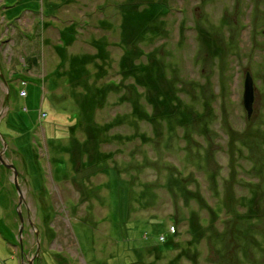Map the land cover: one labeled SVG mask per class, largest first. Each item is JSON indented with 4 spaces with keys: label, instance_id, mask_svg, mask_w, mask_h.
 <instances>
[{
    "label": "rangeland",
    "instance_id": "rangeland-1",
    "mask_svg": "<svg viewBox=\"0 0 264 264\" xmlns=\"http://www.w3.org/2000/svg\"><path fill=\"white\" fill-rule=\"evenodd\" d=\"M1 33L23 79L0 127L23 198L0 167V264H19L18 211L42 264L136 263L167 236L147 264H264V0H0ZM170 89L180 111L160 120ZM72 123L102 131L108 168L52 176L51 139L92 148Z\"/></svg>",
    "mask_w": 264,
    "mask_h": 264
},
{
    "label": "trees",
    "instance_id": "trees-1",
    "mask_svg": "<svg viewBox=\"0 0 264 264\" xmlns=\"http://www.w3.org/2000/svg\"><path fill=\"white\" fill-rule=\"evenodd\" d=\"M157 5L159 6V9L164 8V9L170 11V9L168 7L169 5H167L164 2H159V3H157ZM152 9H153V11H154V13L156 15L160 13L159 10H156L153 7H152ZM157 9H158V7H157ZM125 14L128 15L129 17L130 16H133V13H131V12H128V13H125ZM137 18L138 19H143L142 14H139ZM141 37H144V36L141 35ZM77 71H79V69H77ZM74 77L75 78H80V76H78V74H75ZM83 82H84L85 85L88 84V82L85 81L84 79H83ZM88 90H89V88H88ZM173 90L170 89L167 94H163V102L158 101L157 103H155V105H160V106H163V108H164V110L160 111V114H159V119L160 120H169L171 118H174L175 117V113L177 111H180L179 109L176 111L172 107V101L173 100L176 101V96L173 95ZM90 92H92V91H90ZM95 92H98V91H95ZM25 97H26V95H25ZM76 116H77V114H76ZM183 120H185V118ZM72 124H74V123H72ZM72 124H70L69 127H68L71 130L79 129V127L81 125L82 126H88V129L86 131L88 137H87V139H86L85 142H90L92 144V148L91 149H88L87 147H88L89 144H86L84 142H81V143L73 142V143H70L67 146H64L62 144V141L56 140V138L51 139L52 142L54 141L55 144L58 145V149L59 150L61 149L60 151L59 150H56L55 151V153L57 154L55 156V159H56L55 160L56 161L55 164H60L62 166L61 168H59L58 166L55 165L56 169L55 168L52 169V172H51L52 176L55 177V175H53V173L56 171L57 176L59 178L66 179V177L64 175H65V172H67L68 173L67 178L68 177L69 178L71 177V179H72V177H77L79 179V177H82V179H85V175L82 174V173H85L86 171H89L90 170L92 172H98V171H100V170H102L104 168H108V165L106 163V159H107L106 156H107V154H102L99 150H95L96 148L100 147V145H101V140L100 139H102V136L103 135L100 138H97V139L95 138V136L98 133H102V131L100 129H98L95 126V124H92L93 126L92 127H89V124L86 125V124H83V123L81 124L80 123L79 125L78 124L76 125V123H75L74 124L75 125V128L73 126L71 127ZM68 135H71V133L69 132ZM91 150H95V151L92 152V154L94 155V157L96 159H98V163L91 162V161H89V162L86 161V160L89 159V158L87 159L86 153L87 152H90ZM83 158L85 159V161H84ZM65 160L67 162H69L70 167H71V170H72V168H74V170H73L74 175L71 174V171L69 170L70 167L68 168ZM77 167H80L79 170L84 169V171H81L79 174H77L79 172V170H76ZM75 174H77V175L75 176ZM71 175H73V176H71ZM127 184L129 185V189H131V185L129 184V182H127ZM130 196H131V191H130V193L128 192V201H129V207H128V209L130 208V201H131V197ZM144 202H145V194H143V197H141V198L138 199V204L142 205ZM46 218H49V216H44V220H46ZM128 218H129V216H128ZM173 220L174 219H172V221ZM155 222L156 221H154V226L156 228V231L159 232V229L163 227L162 226L163 224L162 223H155ZM141 225H147V223L141 224ZM162 235H164V234H162ZM168 238H170V237L167 236L165 238V240H159L160 238H158L157 239V242L158 243H155L154 245H147L145 247H141V248L137 249L138 250L137 253H134L135 256L137 257V261H136V263H133L132 262L130 264H147L146 258L147 257H150L154 252H157L158 257L159 256L162 257L161 255L165 256L166 254L169 255L170 254V251L173 250V247L174 246H173V243L171 242L172 237L169 239L168 243L165 245L164 242H166V240ZM53 239H54L53 237L50 238L49 243H52L53 242ZM17 243L18 242L15 240V244H11V243L10 244L13 245V246H16ZM57 255H58L57 257L60 256V254H57ZM61 260H63V259L60 258V261L57 260L58 261V264H62ZM63 261L65 262V260H63ZM65 263H67V262H65Z\"/></svg>",
    "mask_w": 264,
    "mask_h": 264
},
{
    "label": "flooded vegetation",
    "instance_id": "flooded-vegetation-1",
    "mask_svg": "<svg viewBox=\"0 0 264 264\" xmlns=\"http://www.w3.org/2000/svg\"><path fill=\"white\" fill-rule=\"evenodd\" d=\"M11 35L13 36L14 33L12 32ZM6 34H0V127L4 124L6 127H8L10 123V117L11 115H16V106L15 102L17 101L16 98V93L14 91V87L18 85L20 81L23 79L19 77L17 72L15 70H11L8 68V65L13 61L12 60V53H13V48L9 49L10 46H14V43L16 39L13 38H5ZM12 60V61H11ZM6 63V67L3 64ZM12 65H17V64H12ZM21 67V66H20ZM12 105L15 107L12 110ZM5 127V128H6ZM5 138L0 135V167H3L8 173H12L11 170L6 169L1 164V161L4 163H10L11 162L8 160L6 157V151H7V146L5 147ZM13 182V173H12V181ZM18 183L19 182V174H18ZM17 194V193H16ZM19 221V218H18ZM28 233H25L24 230V236H23V243H22V248L18 245L17 243V248H18V258H19V264H29L30 261L33 259V264H42L41 260V255H40V249L44 248L43 245V238L45 236H39V241H40V248L39 252L37 253V244H36V237L35 235L33 236V240L29 242L28 238ZM18 242V240H17ZM54 242L50 243V247L52 246Z\"/></svg>",
    "mask_w": 264,
    "mask_h": 264
},
{
    "label": "water",
    "instance_id": "water-1",
    "mask_svg": "<svg viewBox=\"0 0 264 264\" xmlns=\"http://www.w3.org/2000/svg\"><path fill=\"white\" fill-rule=\"evenodd\" d=\"M253 103H254V87H253V81L249 74L246 75L244 85H243V94H242V105L244 110L246 111L247 117L250 118L253 112ZM6 147V144H5ZM1 164L6 167V169L11 170L13 173V185L16 189L17 195H18V208L22 205V198L23 193H21L20 185L18 183V173L14 166L10 163H4L1 161ZM22 207V206H21ZM18 218H19V227H18V245L22 248L23 243V234H24V222L23 217H21L20 211L17 212ZM38 232V230H37ZM35 233L36 237V244H37V253L39 252L40 248V239H39V233ZM35 258V257H34ZM33 258V259H34ZM33 259L30 261L29 264H33Z\"/></svg>",
    "mask_w": 264,
    "mask_h": 264
},
{
    "label": "built area",
    "instance_id": "built-area-1",
    "mask_svg": "<svg viewBox=\"0 0 264 264\" xmlns=\"http://www.w3.org/2000/svg\"><path fill=\"white\" fill-rule=\"evenodd\" d=\"M24 93V96H25V92H23Z\"/></svg>",
    "mask_w": 264,
    "mask_h": 264
}]
</instances>
